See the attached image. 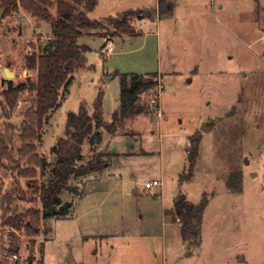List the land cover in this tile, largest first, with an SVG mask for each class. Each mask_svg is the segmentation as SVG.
Returning a JSON list of instances; mask_svg holds the SVG:
<instances>
[{
  "label": "rangeland",
  "instance_id": "374dc122",
  "mask_svg": "<svg viewBox=\"0 0 264 264\" xmlns=\"http://www.w3.org/2000/svg\"><path fill=\"white\" fill-rule=\"evenodd\" d=\"M156 2L98 0L89 14L99 26L79 40L90 48L85 67L62 91L35 141L50 163L45 176L37 169L35 177L18 178L10 170L3 177L0 159V264H264V0H175L173 19L135 15L127 35L119 21L114 25L124 12L150 10ZM53 3L49 11L56 18ZM13 4L18 8L7 12L0 0V133L8 124L19 127L31 106L23 93L8 119L2 93L10 81L29 83L27 58L52 35L49 23L19 0ZM143 18L149 22L134 26ZM153 73L163 79L140 98L148 113L119 122L115 134L102 129L99 146L84 144L79 165L104 152L109 166L99 176L72 178L75 191L60 197L67 215L44 219L35 200L57 166L52 148L66 138L69 113L85 105L92 114L102 91L110 123L119 107L120 75ZM192 139L199 154L190 172ZM20 146L16 138V161ZM181 175L190 180L181 182ZM154 180L161 184L148 189ZM16 189L20 196L6 200ZM179 193L193 204L208 198L201 236L190 243L182 239L179 218L164 215ZM29 210L40 211L37 223L6 224Z\"/></svg>",
  "mask_w": 264,
  "mask_h": 264
},
{
  "label": "trees",
  "instance_id": "16d2710c",
  "mask_svg": "<svg viewBox=\"0 0 264 264\" xmlns=\"http://www.w3.org/2000/svg\"><path fill=\"white\" fill-rule=\"evenodd\" d=\"M2 7L8 12L11 7L18 8L13 0H1ZM53 0H19V5L34 17L49 23L52 27V35L38 48L35 46L27 58V69L32 72L29 83L18 86L10 81L8 88L2 93L4 98L1 106L6 118H11L19 104L23 93L30 94L31 106L24 112V119L18 126L6 125V131L0 133V159L2 160V176L10 170L16 172L18 178H30L37 175V169L45 176L50 163L40 156L37 151L36 140L40 138L48 115L59 107L61 93L67 90L74 80V75L85 67V54L90 48L79 44V39L84 32L93 30L99 26L97 20H92L89 14L93 12L98 0H57V17H53L49 11L53 6ZM168 4L163 0L159 2L158 9L164 13ZM158 9L129 10L123 13L119 20L118 29L123 33H129L130 22L133 17L141 14L155 15ZM1 27V21H0ZM1 29V28H0ZM31 75V74H30ZM118 75V74H116ZM119 107L112 115V121L106 122L103 114L104 93L99 92L95 102L94 111L89 113L85 105L80 107L78 113H69L66 125V138L58 140L52 148V153L57 158V166L53 169V176L47 185L40 191L38 200L41 204L43 218H54L67 215L66 210L56 208L62 206L61 194L65 191H75L70 182L72 178H79L95 172H102L109 166V155L104 152L96 153L86 163L78 164L83 158L84 144L89 141L93 146H99L103 142L102 129L110 134L117 132V124L133 116L148 113L140 105L141 96L159 85L158 74L153 73L142 78L138 74L120 75ZM21 142L17 150L20 160L13 157V143L15 139ZM199 154V142L192 139V146L188 150L189 170L193 171ZM5 160L9 165L5 164ZM26 162L23 166L22 162ZM192 177V176H190ZM181 182L190 178L180 177ZM18 189L6 194V200L12 201L19 197ZM5 199L3 201H5ZM208 205V198L204 195L199 204L191 203L187 196L179 193L169 215H174L181 221V235L185 242L199 239L203 215ZM40 211L29 210L19 216H15V222L10 218L6 224L14 223L17 229L21 228L23 219L31 218L36 223ZM34 225L33 222H31ZM32 225H26L31 230ZM11 247L18 251L16 241L11 240Z\"/></svg>",
  "mask_w": 264,
  "mask_h": 264
},
{
  "label": "crops",
  "instance_id": "0c3cea01",
  "mask_svg": "<svg viewBox=\"0 0 264 264\" xmlns=\"http://www.w3.org/2000/svg\"><path fill=\"white\" fill-rule=\"evenodd\" d=\"M161 0H157V2H156V5H155V8L156 9H158V6H159V2H160ZM166 4H168L167 5V7H165L166 8V10H165V12L164 13H161L160 11H159V9H158V11H157V13H156V19L155 20H158V22H161L162 20H167V19H173L174 18V16H175V13H176V3H175V0H163ZM196 1V0H195ZM219 7H222V4L221 5H219ZM150 20V19H149ZM142 22H144V23H146V22H149L148 21V19H144L143 18V20H135V23H134V26H138V24L140 25ZM159 25V24H158ZM123 34H125V35H127L126 33H123ZM139 34H141V33H138V34H134V35H132V37H135V36H137V35H139ZM157 34H159L158 33V31H157ZM82 38V37H81ZM80 38V39H81ZM79 39V40H80ZM112 52H113V50H112ZM158 74V73H157ZM162 75L160 76L159 74H158V80H159V84L162 82ZM103 135V134H102ZM109 141L107 140L105 143L107 144ZM109 144V143H108ZM106 147H108V145H105ZM134 154H136V153H134ZM134 154H132V155H134ZM103 172V171H102ZM102 172H95V173H92V174H90V175H98L99 176V174H101ZM173 208H171V209H169V210H165V212H164V215L165 216H167V212L168 211H170V210H172ZM167 213V214H166ZM170 217H172V215H170Z\"/></svg>",
  "mask_w": 264,
  "mask_h": 264
},
{
  "label": "built area",
  "instance_id": "2783aa9c",
  "mask_svg": "<svg viewBox=\"0 0 264 264\" xmlns=\"http://www.w3.org/2000/svg\"><path fill=\"white\" fill-rule=\"evenodd\" d=\"M105 42H107V38L105 39ZM107 49V51L109 52V53H111L112 52V47H108V48H106ZM161 183L158 181V180H154V181H151V182H148L147 184H146V187L148 188V189H152L153 187H155V186H159Z\"/></svg>",
  "mask_w": 264,
  "mask_h": 264
},
{
  "label": "water",
  "instance_id": "95a60500",
  "mask_svg": "<svg viewBox=\"0 0 264 264\" xmlns=\"http://www.w3.org/2000/svg\"><path fill=\"white\" fill-rule=\"evenodd\" d=\"M3 13H4V9L3 10H0V19L2 18V15H3ZM118 19H115V21H114V25L115 26H117L118 25ZM6 75L8 76V77H12V74L10 73V72H8V70L6 71ZM203 130H206V128H205V126H203V128H202ZM63 208V206H61V209Z\"/></svg>",
  "mask_w": 264,
  "mask_h": 264
},
{
  "label": "bare ground",
  "instance_id": "6f19581e",
  "mask_svg": "<svg viewBox=\"0 0 264 264\" xmlns=\"http://www.w3.org/2000/svg\"><path fill=\"white\" fill-rule=\"evenodd\" d=\"M9 72V71H8Z\"/></svg>",
  "mask_w": 264,
  "mask_h": 264
}]
</instances>
